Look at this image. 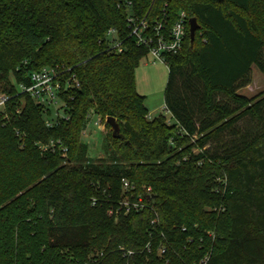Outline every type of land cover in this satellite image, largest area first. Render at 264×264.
<instances>
[{"label":"trees","instance_id":"trees-1","mask_svg":"<svg viewBox=\"0 0 264 264\" xmlns=\"http://www.w3.org/2000/svg\"><path fill=\"white\" fill-rule=\"evenodd\" d=\"M181 13L182 48L163 57L170 118H149L135 69ZM252 67L264 74V0H0V264H264V92L239 94ZM42 69L77 83L61 117L16 91ZM91 115L116 133L85 143ZM123 179L150 194L114 220Z\"/></svg>","mask_w":264,"mask_h":264},{"label":"built area","instance_id":"built-area-1","mask_svg":"<svg viewBox=\"0 0 264 264\" xmlns=\"http://www.w3.org/2000/svg\"><path fill=\"white\" fill-rule=\"evenodd\" d=\"M185 15L181 13L177 21L173 24L168 38L164 39L160 34L161 26L157 25L154 27V36L156 37L155 45L152 44V39L147 38L144 39L141 34L145 31L147 25L144 21L137 22L132 18L127 19L128 26L131 28V34L137 38V42L139 44L151 45L149 50V55L153 60H158L163 63L164 54H176L180 52L182 48V43L185 35ZM113 36V31L108 32V37ZM111 46L113 49L120 52L121 44L117 41H111ZM77 86V83L72 80H61V75L55 73L52 69H42L37 72H32L28 76V82L26 84H19L15 86L16 91L20 95H27L33 100H35L39 105L50 108L54 110V114H56V110L63 106V103L60 101V94L72 87ZM9 101V97L0 95V111L3 112L4 118L7 116L5 114L6 104ZM16 113H19L17 110ZM55 116L61 117V114H56ZM89 122L84 130L81 131L80 137L85 143L91 145L94 143L98 134L103 133L105 131V121H103L99 116L91 115L89 117ZM47 126H51V123H47ZM58 143L50 142L47 145H41L40 150L42 152L46 150H51L54 152L55 145ZM58 151L60 155L64 156L66 153V148L58 144ZM133 188L130 183L126 180H121V199L118 200L117 206L115 209H108L107 215L109 217H113L114 220L118 219L120 215H127L130 212L138 213L142 211L145 207L144 198H149L150 190L147 189L145 194H131L130 191ZM95 201H93L94 204ZM149 246H146V250L150 253ZM123 251L122 248L119 249ZM165 253V249L158 248V256H162ZM131 252L123 253V256H129ZM95 262L94 260H89L85 264H91ZM164 264H168L166 261Z\"/></svg>","mask_w":264,"mask_h":264},{"label":"rangeland","instance_id":"rangeland-1","mask_svg":"<svg viewBox=\"0 0 264 264\" xmlns=\"http://www.w3.org/2000/svg\"><path fill=\"white\" fill-rule=\"evenodd\" d=\"M135 85L139 95L145 98V107L147 108L149 118L163 115L169 120V114L164 110L163 96L167 82L168 71L165 64L158 60H153L150 55L140 62L135 69ZM264 92V74L257 71L255 67L251 68L249 84L239 90V94L251 98ZM54 114V111H51ZM59 114H61L59 112ZM241 128L242 125L240 126Z\"/></svg>","mask_w":264,"mask_h":264},{"label":"water","instance_id":"water-1","mask_svg":"<svg viewBox=\"0 0 264 264\" xmlns=\"http://www.w3.org/2000/svg\"><path fill=\"white\" fill-rule=\"evenodd\" d=\"M188 24H189V31H188L189 32V38H190V41L192 42L194 39L195 31L198 29V25H197L196 20L194 18L190 19L188 21ZM105 123L111 127V129L113 130V134H115L117 131V125H116L114 119L107 118L105 120Z\"/></svg>","mask_w":264,"mask_h":264}]
</instances>
